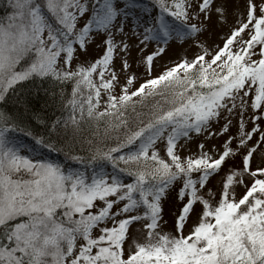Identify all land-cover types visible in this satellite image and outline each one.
I'll use <instances>...</instances> for the list:
<instances>
[{
    "label": "snow or ice",
    "instance_id": "obj_1",
    "mask_svg": "<svg viewBox=\"0 0 264 264\" xmlns=\"http://www.w3.org/2000/svg\"><path fill=\"white\" fill-rule=\"evenodd\" d=\"M0 5V264H264V0Z\"/></svg>",
    "mask_w": 264,
    "mask_h": 264
},
{
    "label": "rangeland",
    "instance_id": "obj_2",
    "mask_svg": "<svg viewBox=\"0 0 264 264\" xmlns=\"http://www.w3.org/2000/svg\"><path fill=\"white\" fill-rule=\"evenodd\" d=\"M240 4H241V6L243 5V0H240ZM215 35L213 36V40H215ZM96 51H97V49H95V48H91L90 49V54L91 55H95V53H96ZM188 51H189V53L192 51V49H188ZM173 56V50L172 49H170L164 56H162L161 58H160V60L157 62L158 64H160L161 66L163 65V62L165 61V60H167V59H169L170 57H172ZM119 63V61L117 60V64ZM157 71H159V68L156 66V64H154L153 65V74H155ZM209 144H211V143H216V141L215 140H210L209 142H208ZM192 145H190V147H191ZM253 163L255 164L256 163V161L254 160L253 161ZM170 200H171V197L169 198ZM172 205H170L169 203H167L166 202V205H165V212H166V216H165V218L166 219H169V217H170V212H169V208L171 207ZM171 225V221L169 220V226Z\"/></svg>",
    "mask_w": 264,
    "mask_h": 264
},
{
    "label": "trees",
    "instance_id": "obj_3",
    "mask_svg": "<svg viewBox=\"0 0 264 264\" xmlns=\"http://www.w3.org/2000/svg\"><path fill=\"white\" fill-rule=\"evenodd\" d=\"M0 11H3V6L2 5H0Z\"/></svg>",
    "mask_w": 264,
    "mask_h": 264
}]
</instances>
